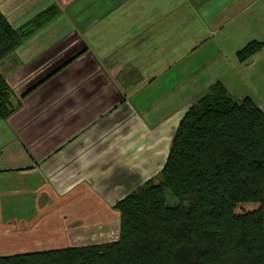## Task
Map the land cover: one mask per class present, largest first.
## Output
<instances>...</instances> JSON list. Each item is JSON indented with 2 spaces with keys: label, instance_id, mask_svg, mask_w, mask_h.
Wrapping results in <instances>:
<instances>
[{
  "label": "crops",
  "instance_id": "1",
  "mask_svg": "<svg viewBox=\"0 0 264 264\" xmlns=\"http://www.w3.org/2000/svg\"><path fill=\"white\" fill-rule=\"evenodd\" d=\"M50 5L0 60L15 106L0 119V256L108 242L115 203L159 174L194 99L215 81L251 97L264 69V0H0V12L17 28ZM251 41L261 49L240 60Z\"/></svg>",
  "mask_w": 264,
  "mask_h": 264
},
{
  "label": "trees",
  "instance_id": "2",
  "mask_svg": "<svg viewBox=\"0 0 264 264\" xmlns=\"http://www.w3.org/2000/svg\"><path fill=\"white\" fill-rule=\"evenodd\" d=\"M57 12L50 5L17 28L0 12V60ZM262 44L249 42L238 58ZM10 95L0 73V119L15 110ZM158 176L115 203L116 240L0 256V264H264V110L251 97L209 85L180 119Z\"/></svg>",
  "mask_w": 264,
  "mask_h": 264
},
{
  "label": "rangeland",
  "instance_id": "3",
  "mask_svg": "<svg viewBox=\"0 0 264 264\" xmlns=\"http://www.w3.org/2000/svg\"><path fill=\"white\" fill-rule=\"evenodd\" d=\"M261 70L263 72H261ZM257 72L259 73L257 75L258 78L255 80L256 82L254 84H252L253 90L248 94L264 110V69L260 68V69H258ZM207 89H208V87H207ZM201 95L202 94L198 95V97ZM231 96H232V98H234L235 100H238V101L241 100V98H242L237 93H234ZM198 97H196L194 100H196ZM157 175H159V174H157ZM157 175L155 177H151L150 179L145 178V180L146 181L151 180V181L156 183L159 181V176H157ZM166 202L168 205H174L177 203V199L174 196H172L169 192H167L166 193ZM113 222H114V224H112L111 227H109L108 231L105 234V237H103V238H106L104 241H106V240L113 241V240H116L118 237L119 224H117V221H113Z\"/></svg>",
  "mask_w": 264,
  "mask_h": 264
}]
</instances>
